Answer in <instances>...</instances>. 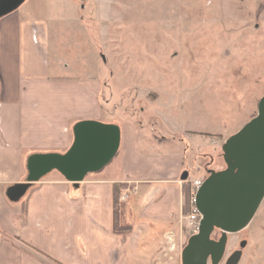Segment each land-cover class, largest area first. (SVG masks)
<instances>
[{
	"label": "crops",
	"instance_id": "obj_1",
	"mask_svg": "<svg viewBox=\"0 0 264 264\" xmlns=\"http://www.w3.org/2000/svg\"><path fill=\"white\" fill-rule=\"evenodd\" d=\"M58 2L26 0L0 19V264H152L170 234L174 241L180 235L183 184L194 179L186 152L207 143L196 140L192 129L180 131L183 140L167 139L154 133L153 124L103 120L101 84L59 77L51 67L50 36L65 19L64 11L51 17L49 6L57 10ZM152 106L153 119L170 120L165 110L171 103L158 99ZM81 121L118 125V156L78 185L53 171L18 198L28 158L65 154ZM115 184L131 193L120 202L119 218L130 232L114 230ZM256 219L263 229L257 225L247 244L257 249L256 264H264V201Z\"/></svg>",
	"mask_w": 264,
	"mask_h": 264
},
{
	"label": "rangeland",
	"instance_id": "obj_2",
	"mask_svg": "<svg viewBox=\"0 0 264 264\" xmlns=\"http://www.w3.org/2000/svg\"><path fill=\"white\" fill-rule=\"evenodd\" d=\"M57 5V10L49 6L51 17L64 11L65 19L50 36L51 67L59 77L101 84L103 120L153 124L154 133L167 139L183 140L180 131L192 129L207 146L186 152L191 176L206 180L209 171L226 169L224 143L257 116L264 97V0H59ZM158 99L171 103L164 109L169 121L152 118ZM189 213L183 206L174 251L169 239L152 264H182L193 236L185 219ZM259 224L255 215L243 231L229 235L221 264L240 241L249 244ZM220 236L216 231L213 238ZM248 244L238 264H256L257 249Z\"/></svg>",
	"mask_w": 264,
	"mask_h": 264
},
{
	"label": "water",
	"instance_id": "obj_3",
	"mask_svg": "<svg viewBox=\"0 0 264 264\" xmlns=\"http://www.w3.org/2000/svg\"><path fill=\"white\" fill-rule=\"evenodd\" d=\"M26 0H0V19L16 11ZM74 141L65 154L37 153L27 160V183L17 189L18 198L53 171L78 185L92 173L105 169L117 156L121 129L115 124L81 121L73 128ZM226 169L209 171L199 189L196 207L202 215L199 232L182 251V264H221L229 235L243 231L254 219L264 200V97L258 114L223 147ZM219 231L217 241L213 235ZM235 251L225 264H238L243 249Z\"/></svg>",
	"mask_w": 264,
	"mask_h": 264
},
{
	"label": "built area",
	"instance_id": "obj_4",
	"mask_svg": "<svg viewBox=\"0 0 264 264\" xmlns=\"http://www.w3.org/2000/svg\"><path fill=\"white\" fill-rule=\"evenodd\" d=\"M205 178L194 179L190 181L191 189H190V213L185 217L186 221L189 224V231L192 235H195L199 232L200 221L202 215L198 211L196 207V197L199 189L204 184ZM131 196L130 190L121 191L120 202L127 201ZM173 235H170L171 242V251L175 249V241L173 240Z\"/></svg>",
	"mask_w": 264,
	"mask_h": 264
},
{
	"label": "trees",
	"instance_id": "obj_5",
	"mask_svg": "<svg viewBox=\"0 0 264 264\" xmlns=\"http://www.w3.org/2000/svg\"><path fill=\"white\" fill-rule=\"evenodd\" d=\"M203 135L211 137V135L207 134V133H205ZM118 154H117V156H118ZM125 188H127V185H124V184H115L114 185V202H113V204H114V230L117 233L130 232L132 230L131 227H122V226H120V223H119L121 191ZM190 189H191L190 183L185 182L183 184V196H184V211L186 213H188L190 210V207H189ZM27 203H28L27 199H25L22 202V213H23V215H26V213H27Z\"/></svg>",
	"mask_w": 264,
	"mask_h": 264
},
{
	"label": "flooded vegetation",
	"instance_id": "obj_6",
	"mask_svg": "<svg viewBox=\"0 0 264 264\" xmlns=\"http://www.w3.org/2000/svg\"><path fill=\"white\" fill-rule=\"evenodd\" d=\"M220 238H221V236H220ZM220 238H218V239H217V238H215V239L213 238V239L218 241ZM242 243H243V241H240V242H239V246H238V248H237L235 251H238V250L241 249V244H242ZM235 251H234V252H235ZM243 251H244V249H243ZM234 252H233V253H234Z\"/></svg>",
	"mask_w": 264,
	"mask_h": 264
}]
</instances>
